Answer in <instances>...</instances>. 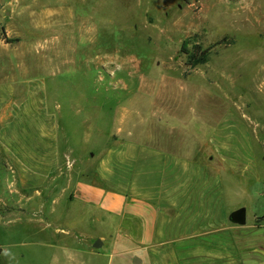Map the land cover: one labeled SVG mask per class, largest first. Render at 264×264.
<instances>
[{
  "label": "rangeland",
  "instance_id": "374dc122",
  "mask_svg": "<svg viewBox=\"0 0 264 264\" xmlns=\"http://www.w3.org/2000/svg\"><path fill=\"white\" fill-rule=\"evenodd\" d=\"M32 85L53 115L57 163L39 192L26 190L0 148V264H116L109 241L71 255L66 234L107 237L73 228L65 206L98 161L130 144L186 162L180 244L169 243L180 264H264V0H0L9 105L25 104ZM241 124L248 162L227 154ZM240 207L243 225L228 219Z\"/></svg>",
  "mask_w": 264,
  "mask_h": 264
},
{
  "label": "crops",
  "instance_id": "0c3cea01",
  "mask_svg": "<svg viewBox=\"0 0 264 264\" xmlns=\"http://www.w3.org/2000/svg\"><path fill=\"white\" fill-rule=\"evenodd\" d=\"M31 87L25 104L10 106L8 89L0 86V130L5 131L3 136L0 134V148L6 160L15 165L20 185L26 190L40 187L57 163L53 115L41 106L42 94L35 97V88ZM248 133L241 124L236 142H226L227 147L234 146L233 152L227 153L231 156L228 159H252ZM214 136L215 142L218 135ZM128 146L110 151V159L105 156L98 161L93 183L72 187L65 206L67 221L73 219V228L91 225V230L104 231L107 239L99 234L68 233L67 250L72 256L93 253L109 241L110 248L116 249L112 254L116 264H180L179 255L174 251L170 254L169 243L180 244V169L186 167V162L163 159L152 147ZM122 151L128 153V158L122 159ZM258 155L264 160L263 150ZM163 161L165 174L156 176L157 164ZM187 167L192 166L188 163ZM175 205L177 210L169 211ZM96 240L101 242L99 248L93 247Z\"/></svg>",
  "mask_w": 264,
  "mask_h": 264
},
{
  "label": "trees",
  "instance_id": "16d2710c",
  "mask_svg": "<svg viewBox=\"0 0 264 264\" xmlns=\"http://www.w3.org/2000/svg\"><path fill=\"white\" fill-rule=\"evenodd\" d=\"M218 43H214L205 49H201L199 46H195L191 52H187L186 65L189 67H195L197 64L201 63L207 53Z\"/></svg>",
  "mask_w": 264,
  "mask_h": 264
},
{
  "label": "water",
  "instance_id": "95a60500",
  "mask_svg": "<svg viewBox=\"0 0 264 264\" xmlns=\"http://www.w3.org/2000/svg\"><path fill=\"white\" fill-rule=\"evenodd\" d=\"M264 217V215H263ZM228 219L238 225L245 224L246 221V210L244 207L237 208L233 211H231L228 215ZM101 246V242L99 240H96L93 244L94 248H99Z\"/></svg>",
  "mask_w": 264,
  "mask_h": 264
}]
</instances>
